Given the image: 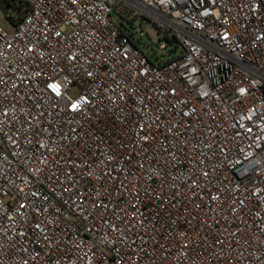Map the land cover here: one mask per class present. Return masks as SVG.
I'll use <instances>...</instances> for the list:
<instances>
[{
  "label": "built area",
  "instance_id": "obj_1",
  "mask_svg": "<svg viewBox=\"0 0 264 264\" xmlns=\"http://www.w3.org/2000/svg\"><path fill=\"white\" fill-rule=\"evenodd\" d=\"M1 2L0 264H264V0Z\"/></svg>",
  "mask_w": 264,
  "mask_h": 264
},
{
  "label": "rangeland",
  "instance_id": "obj_2",
  "mask_svg": "<svg viewBox=\"0 0 264 264\" xmlns=\"http://www.w3.org/2000/svg\"><path fill=\"white\" fill-rule=\"evenodd\" d=\"M111 20L117 25L126 29L127 32L133 34L134 43L137 47H140L144 52L149 56H152V60L156 64H161L166 62L169 58L174 57L175 54L180 53V49L173 51L171 46L168 44L171 39V35L168 34L166 38H160L158 29L148 24L145 21L134 22L133 24H126L118 19L117 16L112 15ZM0 27L5 31L12 30V23L8 21L5 17V14L0 11ZM142 34V35H140ZM168 38V39H167ZM164 42L168 45L170 51L169 55H166L167 51H159L157 48L158 41Z\"/></svg>",
  "mask_w": 264,
  "mask_h": 264
},
{
  "label": "trees",
  "instance_id": "obj_3",
  "mask_svg": "<svg viewBox=\"0 0 264 264\" xmlns=\"http://www.w3.org/2000/svg\"><path fill=\"white\" fill-rule=\"evenodd\" d=\"M14 0H2V2H1V4L3 5V6H5V5H7V6H13L14 5ZM168 39V38H167ZM169 41V43H171L170 42V40H168Z\"/></svg>",
  "mask_w": 264,
  "mask_h": 264
}]
</instances>
